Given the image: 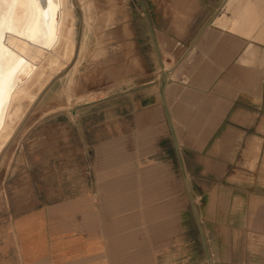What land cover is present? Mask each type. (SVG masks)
<instances>
[{
	"label": "crops",
	"instance_id": "obj_1",
	"mask_svg": "<svg viewBox=\"0 0 264 264\" xmlns=\"http://www.w3.org/2000/svg\"><path fill=\"white\" fill-rule=\"evenodd\" d=\"M223 1L226 11L215 20L218 33L205 58L185 67L198 86L185 101L197 94L202 108L179 98L168 103L161 86L158 105L84 103L72 110L74 119L32 135L26 150L16 152L9 164L17 196L8 202L16 208L8 220L11 247L0 250V264H180L178 241L187 234L179 226L180 193L191 173L178 129L184 120L189 128L240 126L231 120L244 118L243 98L257 97L264 77V0ZM103 108L110 115L98 114ZM210 110L228 117L211 123ZM160 137L169 138L173 156L161 150ZM223 175L230 183L231 169Z\"/></svg>",
	"mask_w": 264,
	"mask_h": 264
},
{
	"label": "rangeland",
	"instance_id": "obj_2",
	"mask_svg": "<svg viewBox=\"0 0 264 264\" xmlns=\"http://www.w3.org/2000/svg\"><path fill=\"white\" fill-rule=\"evenodd\" d=\"M224 2H68L75 56L32 99L11 129L13 134L0 139V250L11 247L8 220L11 210H16L8 206L17 198L12 189L16 175L11 176L9 164L16 152L26 150L29 137L46 134L56 129V123L74 119L72 110L84 103L158 105L160 86L166 89L168 103L179 98L183 104L202 108L204 97L197 94L185 101V95L192 93L190 89L198 88L194 79L192 83L187 78L185 67L192 64L197 68L205 58L207 46L218 33L215 20L226 11ZM1 43L0 30V51ZM26 79V74L20 75V81ZM259 83L257 97L247 94L243 98L244 118L231 120V124L240 126L189 128L184 120V126L178 129L179 152L184 168L191 173L185 177L180 193L183 206L179 226L187 232L178 241L183 253L176 256L180 264H264V77ZM103 109L98 114L110 115ZM89 113L82 112V118ZM160 115L156 110L155 118ZM227 115L206 112L211 123ZM162 131L166 133L163 137H168L167 130ZM202 134L207 139L205 144ZM163 137L156 138L161 150L173 156L169 138ZM229 168L230 183L223 175ZM9 257L14 258L13 251Z\"/></svg>",
	"mask_w": 264,
	"mask_h": 264
},
{
	"label": "bare ground",
	"instance_id": "obj_3",
	"mask_svg": "<svg viewBox=\"0 0 264 264\" xmlns=\"http://www.w3.org/2000/svg\"><path fill=\"white\" fill-rule=\"evenodd\" d=\"M70 1L0 0V139L11 134L32 99L75 56ZM21 74L28 80L20 81Z\"/></svg>",
	"mask_w": 264,
	"mask_h": 264
}]
</instances>
